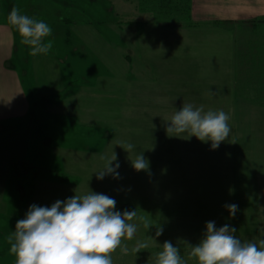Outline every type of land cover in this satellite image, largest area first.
Returning a JSON list of instances; mask_svg holds the SVG:
<instances>
[{"label":"rangeland","instance_id":"obj_1","mask_svg":"<svg viewBox=\"0 0 264 264\" xmlns=\"http://www.w3.org/2000/svg\"><path fill=\"white\" fill-rule=\"evenodd\" d=\"M122 1L0 0V22L17 7L52 28V49L37 56L13 28L14 55L2 64L19 70L33 106L26 118L0 119V264H15L7 237L31 205L90 191L115 199L116 211H136L128 253L117 249L113 264H155L165 241L197 264L191 246L209 221L234 227L241 242L264 239V26L226 23L225 33L189 36L136 21ZM7 87L0 97L15 90ZM183 103L229 114V138L212 149L169 136L166 120ZM140 153L147 170L132 166ZM114 154L118 175L98 180L101 157ZM233 203L234 217L225 207Z\"/></svg>","mask_w":264,"mask_h":264},{"label":"clouds","instance_id":"obj_2","mask_svg":"<svg viewBox=\"0 0 264 264\" xmlns=\"http://www.w3.org/2000/svg\"><path fill=\"white\" fill-rule=\"evenodd\" d=\"M7 22L15 28L21 37V44L29 47L31 56L47 55L52 49L51 41L46 38L52 35V28L44 21L22 14L13 7L8 14ZM230 116L223 110H204L203 106L195 107L191 103H183L166 120L170 125L166 128L169 136L180 137L183 134L195 137L201 142H211V148L229 138ZM130 153L134 145L128 143L121 146ZM105 164L97 174L102 180L106 175H118L113 166L116 156L110 159L101 157ZM137 171L147 170L148 160L142 153L132 160ZM116 200L90 191L84 195H73L50 207L31 205L25 218L17 221L15 231L8 237L9 254L15 257V264H113L112 254L117 249L123 254L128 248L123 242L132 240L137 225L131 223L136 211H116ZM234 217L238 205H225ZM145 227H149L145 222ZM234 227L225 224L217 228L214 221L206 223V232L200 242L191 246V257L197 264H264V239L259 243L241 242L235 235ZM162 230L157 232V236ZM147 247L138 244L140 248ZM155 264H185L179 248L170 241H165L162 250L157 253Z\"/></svg>","mask_w":264,"mask_h":264},{"label":"crops","instance_id":"obj_3","mask_svg":"<svg viewBox=\"0 0 264 264\" xmlns=\"http://www.w3.org/2000/svg\"><path fill=\"white\" fill-rule=\"evenodd\" d=\"M116 1L119 2L120 0ZM125 2L131 4L130 8H132L131 13L133 14H130L133 18H136V21L145 22L151 26H179L183 29H179L182 34L187 33L189 35L192 32L196 33V28H203L204 33L208 30L225 33L227 29L221 26H226V23L238 24L256 21L264 26V0H191V23L188 25L189 27L179 21H157L152 13L141 10L139 0H125L122 1V4ZM192 24H199L200 27L192 26ZM130 25L133 26V24ZM261 35L264 37V34ZM233 40L232 36L221 37V41H226L228 44H231V47L232 43H235V40ZM14 42H16V34L13 27L8 22H0V84L2 88L4 85L8 86L7 88H15V90H11L0 97V119L3 120L11 115L26 118L29 114L31 115L30 107L33 106V102L22 84L19 70L16 68H3L2 65L6 57L14 55V52L9 48V46L12 47ZM21 154L25 155V153ZM10 170L11 167L8 168V171ZM5 180H7V177Z\"/></svg>","mask_w":264,"mask_h":264},{"label":"trees","instance_id":"obj_4","mask_svg":"<svg viewBox=\"0 0 264 264\" xmlns=\"http://www.w3.org/2000/svg\"><path fill=\"white\" fill-rule=\"evenodd\" d=\"M139 5L142 11L152 13L157 21L175 20L185 26L191 23V0H139ZM259 104L263 106V103Z\"/></svg>","mask_w":264,"mask_h":264}]
</instances>
